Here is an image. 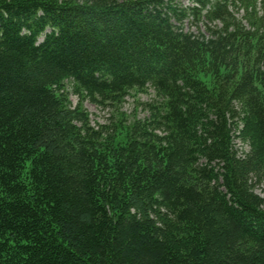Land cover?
<instances>
[{
    "label": "trees",
    "instance_id": "1",
    "mask_svg": "<svg viewBox=\"0 0 264 264\" xmlns=\"http://www.w3.org/2000/svg\"><path fill=\"white\" fill-rule=\"evenodd\" d=\"M187 2L0 0V264H264V0Z\"/></svg>",
    "mask_w": 264,
    "mask_h": 264
},
{
    "label": "rangeland",
    "instance_id": "2",
    "mask_svg": "<svg viewBox=\"0 0 264 264\" xmlns=\"http://www.w3.org/2000/svg\"><path fill=\"white\" fill-rule=\"evenodd\" d=\"M182 4L189 5L187 0H181ZM154 93L152 90H148L147 93L134 94L130 93L120 101H110L103 106L96 105L88 100L82 102L81 108L87 112L89 116L90 125L95 129L100 126L112 128L120 124H131L137 119H142L146 116L143 105L150 101H153ZM69 100L72 108L76 107L79 103L78 98L74 95H69ZM235 150L238 155H242L248 151V147L242 144L239 140H234ZM254 192L263 196L264 184L261 183L257 186Z\"/></svg>",
    "mask_w": 264,
    "mask_h": 264
}]
</instances>
